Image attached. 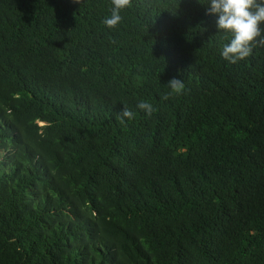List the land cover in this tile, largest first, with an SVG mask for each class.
<instances>
[{
    "label": "trees",
    "instance_id": "16d2710c",
    "mask_svg": "<svg viewBox=\"0 0 264 264\" xmlns=\"http://www.w3.org/2000/svg\"><path fill=\"white\" fill-rule=\"evenodd\" d=\"M112 7L0 0V264H264V43L230 64L207 3Z\"/></svg>",
    "mask_w": 264,
    "mask_h": 264
},
{
    "label": "clouds",
    "instance_id": "9594fccd",
    "mask_svg": "<svg viewBox=\"0 0 264 264\" xmlns=\"http://www.w3.org/2000/svg\"><path fill=\"white\" fill-rule=\"evenodd\" d=\"M79 3L80 0H75ZM197 3H207L206 15L216 17L215 27L218 31L231 36L228 43L224 44L220 56L230 64L246 59L251 54V45L257 38L264 43L261 25L264 24V0H197ZM131 0H113L111 15L103 20L109 27H115L120 21V11L130 6ZM169 92L163 97L168 99L172 95H180L184 90L181 79L172 77L167 81ZM135 107L143 111L146 117L156 111L153 105L147 101H139ZM136 113L126 107L119 114V122L124 124L132 120Z\"/></svg>",
    "mask_w": 264,
    "mask_h": 264
}]
</instances>
